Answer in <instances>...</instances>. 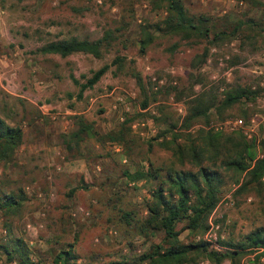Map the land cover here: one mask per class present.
<instances>
[{
	"label": "rangeland",
	"instance_id": "obj_1",
	"mask_svg": "<svg viewBox=\"0 0 264 264\" xmlns=\"http://www.w3.org/2000/svg\"><path fill=\"white\" fill-rule=\"evenodd\" d=\"M182 2L189 16L207 18L206 36L186 40L157 30L167 18L166 4L149 0H0V117L23 130L14 157L0 162L1 245L21 238L34 264H53L68 248L73 264H139L163 243L162 231L140 229L149 189L158 181H132L125 172L146 170L148 162L162 176L198 169L162 148L164 138L177 132L176 142L186 148L200 130L241 132L254 158L263 157L264 0ZM144 32L152 40L141 51ZM73 37L107 41L99 57L41 51L50 41ZM105 64L107 71L79 97L80 84ZM241 88L248 94L222 108L227 93ZM208 104L205 117L184 126L194 106ZM237 119L242 127L232 129ZM81 123L90 128L78 139ZM220 161L202 163L222 177L208 228L197 233L185 221L177 224L182 242L204 241L208 250L204 236L211 227L227 249L264 229V183L238 191L245 174ZM4 194L25 199L7 207L1 205ZM259 253L249 248L215 261L264 264ZM205 258L199 254L189 264ZM0 264L20 263L0 249Z\"/></svg>",
	"mask_w": 264,
	"mask_h": 264
},
{
	"label": "trees",
	"instance_id": "obj_2",
	"mask_svg": "<svg viewBox=\"0 0 264 264\" xmlns=\"http://www.w3.org/2000/svg\"><path fill=\"white\" fill-rule=\"evenodd\" d=\"M149 1L158 6L161 3L166 4L167 18L163 27L156 25L157 30L181 34L186 40L193 36L207 35L208 29L204 26L207 18L202 16L194 19V17L189 16L182 0ZM202 29L205 31L204 34ZM151 40L150 34L144 32L141 39V51ZM104 41H107L105 37L96 40L73 37L50 41L41 47V51L43 53H57L63 57L74 52L91 53L99 57ZM107 69V64L101 66L84 83L80 84L79 97L85 89L93 87ZM247 94L248 92L242 88L236 92H228L221 107H228ZM147 104L145 98L142 105L145 107ZM208 107L209 104L194 106L186 118L184 126L188 127L189 122L196 117H205ZM80 122H82V119H80ZM172 126L174 127L175 123H172ZM89 128L86 123H81L74 136L80 139L81 134L87 132ZM178 135L175 132L170 140L164 138L159 145L170 150L181 163L188 161L198 166L195 172L175 169L167 170L166 176H162L160 168H152V162H148L149 167L146 170H137L134 174L125 172V175L132 181H158L156 185L149 189L150 198L145 204L146 216L141 220L140 229L142 231H162L164 233L163 243L153 245L151 249L147 250L141 256L139 264H189L194 262L199 254H204L213 261H221L227 257L240 256L249 248L260 249L259 255L264 256V229L262 228H257L251 232L247 236L246 243L232 245L233 248L221 252L208 250L204 241L184 243L180 240V232L177 229L178 222L185 221L187 228L192 231L204 232L208 228V217L219 201L222 177L216 168L202 166V163L204 161L215 163L221 158V166L238 173H244V181L237 189L238 191H244L258 188L264 183V155L262 158H254L251 142L246 140L241 132L228 135L220 131L204 132L200 130L194 138H189L190 144L186 148H182L176 142ZM110 138L112 137L110 136ZM22 142V128L17 125H9L0 117V162L10 161ZM248 160L253 162L251 163ZM3 199L1 205L15 207L20 205V200L25 198L21 196L18 200L14 197V194H4ZM123 217L127 224L133 220L131 213L128 212L123 214ZM0 249H3L8 261L18 260L20 264H34L29 256L30 252L21 238H15L10 247L0 244ZM75 257L72 248H68L55 255L53 264H73L71 260Z\"/></svg>",
	"mask_w": 264,
	"mask_h": 264
},
{
	"label": "built area",
	"instance_id": "obj_3",
	"mask_svg": "<svg viewBox=\"0 0 264 264\" xmlns=\"http://www.w3.org/2000/svg\"><path fill=\"white\" fill-rule=\"evenodd\" d=\"M232 124H233L232 129L242 127V121L240 119L234 120ZM62 169L63 168L61 165L56 166V170L61 171ZM211 230H212V227L205 233V236H204L205 241L209 243L210 249L214 251H218V252H221L227 249L217 244V240H218L217 235ZM260 259L263 261L264 257H260ZM198 264H230V263L229 262H216L209 258H205L199 261ZM240 264H253V263L251 262L250 259L249 260L243 259L241 260Z\"/></svg>",
	"mask_w": 264,
	"mask_h": 264
},
{
	"label": "crops",
	"instance_id": "obj_4",
	"mask_svg": "<svg viewBox=\"0 0 264 264\" xmlns=\"http://www.w3.org/2000/svg\"><path fill=\"white\" fill-rule=\"evenodd\" d=\"M39 108H40V106H39ZM40 109H44V110H46V109H47V105L43 104V105L41 106ZM42 112H43V111H42ZM22 131H23V130H22ZM29 149H30V150L33 149V148L31 147V145H29Z\"/></svg>",
	"mask_w": 264,
	"mask_h": 264
}]
</instances>
